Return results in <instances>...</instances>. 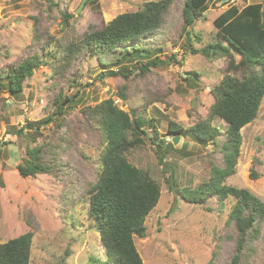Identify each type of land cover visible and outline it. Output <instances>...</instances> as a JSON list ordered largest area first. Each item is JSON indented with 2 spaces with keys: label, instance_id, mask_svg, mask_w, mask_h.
<instances>
[{
  "label": "rangeland",
  "instance_id": "obj_1",
  "mask_svg": "<svg viewBox=\"0 0 264 264\" xmlns=\"http://www.w3.org/2000/svg\"><path fill=\"white\" fill-rule=\"evenodd\" d=\"M151 1L161 0H0V243L32 232L29 264H88L91 257L107 258L97 221L89 212L90 190L102 172L100 156L107 141L84 115L107 99L150 120L164 141L156 146L153 126L148 125L144 143L127 153L128 161L148 173L161 191L146 220V237L135 238L143 264H232L239 239L229 222L235 200L219 203L212 198L203 205L192 204L177 191L197 188L210 180L214 166H224L218 147L201 144L186 130L208 119L214 104L211 90L220 84L230 62L222 56L194 55L191 49L223 41L214 21L229 7L242 10L264 0H209L187 30L182 17L186 0H174L164 27L137 42L156 49L141 59L143 65L149 63L150 72L128 81L120 74L107 75L121 67H103L90 55L75 59L62 75H56L50 63L40 66L18 95L8 91L2 78L6 69L30 54L39 53L51 62L46 56L58 42H80L118 15L137 12ZM139 64L137 58L125 61L122 71ZM234 65L230 74L240 77L241 70ZM123 87L126 99L119 95ZM61 92L71 100L65 113L41 128L42 135L35 140L26 136L27 131L19 134L28 123L53 115L52 103ZM171 123L178 132H170ZM212 124L222 132L227 128L218 117ZM241 134L235 174L225 184L248 190L264 204V98L257 119ZM174 137L180 138L177 145ZM41 145L58 148L60 173L23 178L18 166L27 158V147ZM164 166L175 169L176 193ZM253 173L256 179H251ZM255 228L257 234L248 237L240 264H264V219Z\"/></svg>",
  "mask_w": 264,
  "mask_h": 264
},
{
  "label": "trees",
  "instance_id": "obj_2",
  "mask_svg": "<svg viewBox=\"0 0 264 264\" xmlns=\"http://www.w3.org/2000/svg\"><path fill=\"white\" fill-rule=\"evenodd\" d=\"M208 1H185L183 29L194 26ZM173 2H147L139 11L118 15L101 30L87 33L80 42H58L51 54L46 56L51 62L41 58L39 53L30 54L21 64L9 67L2 74V78L7 80L8 91L15 95L21 93L34 70L48 63L56 75H62L81 55L96 56L103 67H121L117 72L108 73L109 77L120 74L128 81L146 75L151 66L149 63L143 65L141 59L156 53V49L150 45H137V42L164 27ZM214 26L223 41L210 43L204 49H191L192 54L200 53L209 59L222 56L228 58L230 63L220 84L211 90L214 104L208 119L186 131L201 144H214L218 147L224 166H214L210 180L197 188L177 191L186 202L192 204L203 205L212 198H216L219 203L229 198L235 200L229 222L235 226L239 239L232 264H240L248 237L257 234L255 226L264 219V204L248 190L228 186L225 182L235 174L243 140L241 130L257 119L264 98V2L249 4L242 10L231 6L214 21ZM191 37L192 33H188V42H191ZM135 58L143 67L139 64L128 71H122V64L125 61L132 62ZM234 63L241 70L240 77L230 74ZM151 64L158 65L156 61ZM125 90L126 87H123L119 93L122 99H126ZM69 102L71 100L61 92L52 103L55 110L53 115L28 123L19 130V134L27 131L26 136L35 140L42 135L41 128L55 122V118L65 113ZM84 115L89 121H94L107 141L100 156L102 172L90 190L89 211L90 216L97 221L107 258L100 260L91 257L88 264H143L135 238L146 237V220L157 207L161 191L148 173L128 161L127 153L144 143L143 137L149 136L145 128L153 124L150 120L120 109L112 99L87 109ZM217 117L227 124L224 132L212 124ZM178 128L175 123H171L169 130L176 133ZM152 130L155 135L152 142L156 146L164 143L159 140L154 126ZM129 136H132L131 139ZM59 154L58 148L52 145L29 146L26 150L27 158L18 166V172L23 178L42 174L58 176V170L62 168ZM47 155L49 159H46ZM159 161L162 164L164 156ZM251 179H256L255 173L251 174ZM32 237L33 233L28 232L0 243V264H29Z\"/></svg>",
  "mask_w": 264,
  "mask_h": 264
},
{
  "label": "water",
  "instance_id": "obj_3",
  "mask_svg": "<svg viewBox=\"0 0 264 264\" xmlns=\"http://www.w3.org/2000/svg\"><path fill=\"white\" fill-rule=\"evenodd\" d=\"M83 6V5H82ZM79 12V11H78ZM180 141V138L179 137H174L172 139V143L174 145H177ZM164 170L166 172H169L170 173V179H169V184H170V187L172 189V193H176V186H175V169L173 167H169V166H164Z\"/></svg>",
  "mask_w": 264,
  "mask_h": 264
}]
</instances>
